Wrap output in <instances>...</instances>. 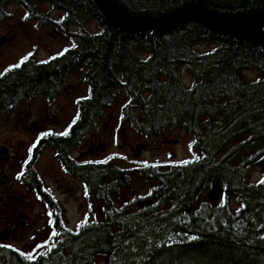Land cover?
Here are the masks:
<instances>
[{"label": "trees", "instance_id": "obj_1", "mask_svg": "<svg viewBox=\"0 0 264 264\" xmlns=\"http://www.w3.org/2000/svg\"><path fill=\"white\" fill-rule=\"evenodd\" d=\"M114 1L141 17L187 5L228 14L264 9V0ZM12 3L39 24L76 30H62L70 41L62 55L27 58L0 76V110H12L36 96L52 99L68 77L79 75L87 95L76 102L75 122L66 135H40L41 146L56 149L63 169L108 209L75 230L63 227L56 202L27 162L22 181L56 217L57 239L31 258L10 245L0 247V264H95L98 256L106 264H264V184L246 177L264 159V44L214 34L193 20L163 31L121 30L93 0H0V21L10 16L7 7ZM42 3L60 12L59 18L40 11ZM90 22L96 31L84 28ZM200 44L211 48L199 51ZM181 71L189 76L188 85ZM247 71L256 77L246 78ZM118 91L127 96L121 120L134 131L147 137L184 131L198 153L187 163L131 168L110 161L74 164L67 150L96 131ZM132 172L153 182L143 198H135L136 203L148 202L136 211L130 203L113 204ZM215 182L222 186V201L195 206ZM228 197L238 204L235 209Z\"/></svg>", "mask_w": 264, "mask_h": 264}, {"label": "rangeland", "instance_id": "obj_2", "mask_svg": "<svg viewBox=\"0 0 264 264\" xmlns=\"http://www.w3.org/2000/svg\"><path fill=\"white\" fill-rule=\"evenodd\" d=\"M39 10L53 19L60 16V12L44 3L39 5ZM7 12L10 16L0 21V72L18 63L22 57L44 60L70 45L62 30L75 31L74 27L57 29L39 24L28 19L26 10L15 3L7 7ZM84 28L97 30L93 22ZM196 48L206 51L211 45L200 44ZM244 74L249 79L256 77L253 71ZM181 78L185 85L189 84L190 78L183 71ZM86 95L87 86L79 75H74L60 86L52 99L36 96L20 102L12 110H0V243L14 247L27 257H32L42 246L52 245L57 239V235H52L53 231L56 232V217L35 191L22 181L27 162L32 163L43 186L56 202L63 227L75 230L82 221L101 218L103 211L108 209L87 193L79 179L64 171L51 147L43 148L32 159L29 155V148L42 132L65 131L72 120L76 102ZM126 102L127 96L118 91L111 107L99 118L96 131L85 136L73 148L72 156L81 162L110 161L122 168H131L148 163H183L198 153L193 148L192 136L184 131H165L148 137L134 131L120 117V109ZM263 172L264 159L248 170L247 181H260ZM18 173H22L20 179L16 178ZM152 186V181L132 172L128 186L113 198V204L119 207L130 203V209L136 211L148 202L136 203L135 198H143ZM219 200L222 201V195ZM227 201L232 209L238 206L232 197ZM201 202L213 204L207 198V191L200 194L195 206ZM3 233L5 236L1 238ZM95 264L106 262L98 256Z\"/></svg>", "mask_w": 264, "mask_h": 264}, {"label": "water", "instance_id": "obj_3", "mask_svg": "<svg viewBox=\"0 0 264 264\" xmlns=\"http://www.w3.org/2000/svg\"><path fill=\"white\" fill-rule=\"evenodd\" d=\"M103 17L118 29L130 32L163 31L180 26L186 21H198L218 35L264 44V9L240 14L219 13L199 5H187L154 17H141L121 8L114 0H93ZM219 182L212 184L207 198L217 202L221 196ZM5 234L1 235L4 238Z\"/></svg>", "mask_w": 264, "mask_h": 264}, {"label": "flooded vegetation", "instance_id": "obj_4", "mask_svg": "<svg viewBox=\"0 0 264 264\" xmlns=\"http://www.w3.org/2000/svg\"><path fill=\"white\" fill-rule=\"evenodd\" d=\"M69 80V77H68V79H67V81ZM75 118H76V105L74 106V111H73V117H72V120H71V122L70 123H72L74 120H75ZM69 123V124H70ZM44 132H51V133H57V132H54V131H51V130H49V131H44ZM85 136H87V135H85ZM84 136V137H85ZM47 137H49V135H47ZM83 137V138H84ZM82 138V139H83ZM82 139H80L79 141H78V145L81 143V141H82ZM44 142V138L43 137H41V136H39L38 135V137H37V139H36V141H35V147H31V151H30V158L32 159L34 156H36V155H38V153L43 149V148H45V147H51V146H49V145H44L43 147L41 146L42 145V143ZM76 147V145L75 146H72V147H69V149L67 150V157L69 158V160H71L74 164H84V163H86V161L85 162H81V161H78L74 156H72V150H73V148H75ZM52 148V147H51ZM53 149V151H54V157H55V159L57 160V162L59 163V161H58V159L56 158V149H54V148H52ZM30 162V161H29ZM60 164V163H59ZM61 166V165H60ZM62 167V166H61ZM63 168V167H62ZM66 173H67V171L66 170H64ZM73 177H75V178H77V179H79L78 177H76V176H74V175H72ZM80 180V179H79ZM81 181V180H80ZM82 182V181H81ZM83 183V182H82ZM83 185H84V183H83ZM84 187H85V185H84Z\"/></svg>", "mask_w": 264, "mask_h": 264}, {"label": "snow or ice", "instance_id": "obj_5", "mask_svg": "<svg viewBox=\"0 0 264 264\" xmlns=\"http://www.w3.org/2000/svg\"><path fill=\"white\" fill-rule=\"evenodd\" d=\"M74 46L75 45H73V47ZM64 51H67V49H65ZM59 54L62 55L63 52H61ZM29 55H31V53H29ZM26 59H27V56L22 57L21 60L18 63L14 64V65H10L8 68H5L3 72H0V76H2L5 73L11 71L13 68H19L20 65L23 63V61L26 60ZM41 63H46V61H41ZM73 122H75V121H73ZM70 126L71 125H69V127ZM52 134H56V135H66L67 134V129H65V131L64 132H61V133L42 132L40 135L41 136H45V135H52ZM193 143H195V142L193 141ZM33 147H35V145H33ZM29 151H31V148H29ZM183 163H187V161H183ZM21 175H22V173H18L16 178L17 179H20ZM259 183L264 184V177L261 178V180L259 181ZM49 223H51V221H49ZM57 234L58 233H56L55 231H53V233H52V235H57ZM262 238H264V237H262ZM189 239H195V237H189ZM45 243H47V241H45ZM0 247H9V245H0ZM39 247H40V245L38 244L37 245V248H39ZM22 255H23V253H22ZM29 258H31L30 255H29Z\"/></svg>", "mask_w": 264, "mask_h": 264}]
</instances>
